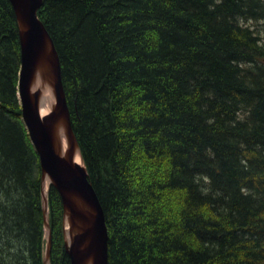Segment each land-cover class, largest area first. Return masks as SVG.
I'll list each match as a JSON object with an SVG mask.
<instances>
[{"label": "trees", "instance_id": "1", "mask_svg": "<svg viewBox=\"0 0 264 264\" xmlns=\"http://www.w3.org/2000/svg\"><path fill=\"white\" fill-rule=\"evenodd\" d=\"M37 16L108 264H264V0H41ZM20 64L16 16L0 0V264H44ZM47 205L49 264H70L53 186Z\"/></svg>", "mask_w": 264, "mask_h": 264}, {"label": "water", "instance_id": "2", "mask_svg": "<svg viewBox=\"0 0 264 264\" xmlns=\"http://www.w3.org/2000/svg\"><path fill=\"white\" fill-rule=\"evenodd\" d=\"M9 2L16 16L20 44L21 64L17 89L21 119L39 158L41 182L49 179L48 189L53 186L61 198L65 251L70 264H108V234L102 207L88 180L85 166L80 167L72 161L73 151L79 148L71 128L58 54L37 16L41 0ZM38 69L42 74L46 73L45 80L55 98L50 112L42 117L38 111L40 93H31L32 78ZM58 126H62L68 142L64 155L59 153L55 144ZM42 206L46 239L43 263L49 264L48 205L47 195L43 196V192ZM65 221L70 229L68 235Z\"/></svg>", "mask_w": 264, "mask_h": 264}, {"label": "bare ground", "instance_id": "3", "mask_svg": "<svg viewBox=\"0 0 264 264\" xmlns=\"http://www.w3.org/2000/svg\"><path fill=\"white\" fill-rule=\"evenodd\" d=\"M44 76H46V73L44 72L42 74V71L40 69H38L33 75L32 84H31V93L36 92V91H39V93H40V98H39V103H38V111H39V114L41 117L44 115H47L50 112V110L52 109L54 102H55V98H54L52 89L47 84V80H45ZM55 144L57 146L59 153L61 155H64L68 149V142H67V138H66V135L63 131L62 126H58L56 128ZM72 161H73V163H75L76 165H78L80 167L84 166L83 160L81 158V155H80V152L78 149H75L73 151ZM49 183H50L49 179H45L42 182L43 196H45V197L47 195ZM64 224H65L64 225L65 231L67 234L70 231L69 225L66 221ZM46 264H48V263L46 262Z\"/></svg>", "mask_w": 264, "mask_h": 264}, {"label": "rangeland", "instance_id": "4", "mask_svg": "<svg viewBox=\"0 0 264 264\" xmlns=\"http://www.w3.org/2000/svg\"><path fill=\"white\" fill-rule=\"evenodd\" d=\"M258 28H259V26H258ZM260 32V31H259Z\"/></svg>", "mask_w": 264, "mask_h": 264}]
</instances>
